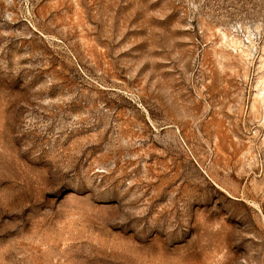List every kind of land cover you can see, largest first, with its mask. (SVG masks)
<instances>
[{
	"label": "rangeland",
	"instance_id": "rangeland-1",
	"mask_svg": "<svg viewBox=\"0 0 264 264\" xmlns=\"http://www.w3.org/2000/svg\"><path fill=\"white\" fill-rule=\"evenodd\" d=\"M0 264H264V0H0Z\"/></svg>",
	"mask_w": 264,
	"mask_h": 264
}]
</instances>
